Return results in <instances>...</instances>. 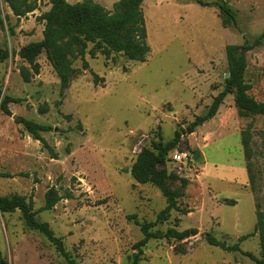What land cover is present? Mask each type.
<instances>
[{
    "label": "rangeland",
    "instance_id": "374dc122",
    "mask_svg": "<svg viewBox=\"0 0 264 264\" xmlns=\"http://www.w3.org/2000/svg\"><path fill=\"white\" fill-rule=\"evenodd\" d=\"M66 1L94 17L114 15L122 0ZM198 1L144 0L150 48L144 62L87 54L85 67L80 47L74 46L67 57L72 79L66 90L45 53L33 64L20 56L23 47L43 40L51 0H16L31 10L24 16L0 1V43L10 53L0 64V91L22 101L11 103L7 115L0 100V174L8 176L0 177V197L18 194L32 200L37 219L50 225L80 264L132 262L143 234L128 216L155 222L167 202L156 185L138 184L129 168L160 138L171 141L209 110L226 86V48L253 43L264 31V0H224L237 14L230 26L217 8ZM246 59L249 95L264 103V46ZM23 68L31 73L29 83ZM21 119L52 127L41 135L57 159ZM246 131L250 160L243 147ZM164 169L175 176L167 188L176 194L178 208L152 231L174 228L187 238L151 240L140 264H257L210 246L207 233L229 245L251 235L241 249L263 259L255 225L258 205L264 209V116L241 117L233 90L214 119L182 136ZM49 190L63 199L42 211ZM0 250L10 264H67L45 236L27 227L20 211L0 213Z\"/></svg>",
    "mask_w": 264,
    "mask_h": 264
},
{
    "label": "trees",
    "instance_id": "16d2710c",
    "mask_svg": "<svg viewBox=\"0 0 264 264\" xmlns=\"http://www.w3.org/2000/svg\"><path fill=\"white\" fill-rule=\"evenodd\" d=\"M2 1V0H0ZM8 3L14 13L18 16H24L31 11L29 8H21L16 4V0H3ZM144 0H122L116 7L114 15H101L90 17L85 15L80 8L70 4L66 0H51L52 8L46 15V26L44 38L40 42L31 43L23 47L20 56L26 62L33 64L43 53L46 54L49 62L54 68L61 87L66 90L72 79V68L67 62V57L72 53L74 46L80 47L78 54L83 61V65L88 67L86 55L92 58L102 54L107 60H116V57L122 56L129 61L144 62L150 52L147 44V32L145 18L141 13ZM198 4L203 7L217 8L223 17L225 25L230 26L237 22V14L224 1L207 2L199 0ZM92 48L87 52L88 46ZM264 46V31L253 43L246 42L243 45H230L226 48L228 61V78L225 79V89L221 91L213 100L209 110L187 126L184 130L176 131L174 138L169 142H159L154 144L152 150H145L138 155L135 163L132 165L131 175L133 179L141 185H156L166 198V207L159 212L155 222H141L136 214L129 215L128 219L138 225L143 234V239L136 245L137 253L130 264H140L144 254V247L153 239L165 238L167 240H184L187 235L181 234L174 228L168 229L164 234L153 232L152 229L158 223L169 219L172 211L178 208L176 194L167 188V182L174 179L175 176L169 175L164 169L170 152L179 146L182 136L192 134L197 128L211 121L216 117L218 111L225 101L226 97L234 90L235 104L241 117L264 116V103L258 102L249 95L252 86L245 81L247 69L246 55L258 47ZM10 53L1 47L0 43V64L9 59ZM24 81L31 82V73L23 68L21 72ZM95 81H100L95 75ZM1 110L10 115L9 105L11 103H21L20 99L3 97L0 91ZM43 113L48 112V106L45 105ZM26 131L31 137L39 141L49 152L52 159H57V154L49 145L41 133L50 132L52 127L40 125L38 123L21 119ZM244 154L247 160L251 159L249 132L243 134ZM0 177H8L0 174ZM63 199L49 190L45 195V205L42 211H51ZM228 205H236L234 200H226ZM20 211L27 227L33 231L39 232L56 248L59 254L64 258L67 264H80L65 249L61 238L56 237L46 222L37 219L36 212L33 211V201H27L25 196L15 194L11 197H0V213L11 214ZM255 233L258 234L262 249L263 259L257 258L250 252L241 249V243L248 240L251 235L242 236L239 241L229 245L225 241L219 240L214 234L207 233L206 241L210 246L218 247L225 252H238L250 258L257 264H264V209L258 205L256 215ZM0 264H10L0 250Z\"/></svg>",
    "mask_w": 264,
    "mask_h": 264
},
{
    "label": "water",
    "instance_id": "95a60500",
    "mask_svg": "<svg viewBox=\"0 0 264 264\" xmlns=\"http://www.w3.org/2000/svg\"><path fill=\"white\" fill-rule=\"evenodd\" d=\"M229 76V73L226 75V77L228 78ZM16 118V117H15ZM199 156V150H197L194 154V159H196L197 157ZM132 172V168H129V173L131 174Z\"/></svg>",
    "mask_w": 264,
    "mask_h": 264
},
{
    "label": "built area",
    "instance_id": "2783aa9c",
    "mask_svg": "<svg viewBox=\"0 0 264 264\" xmlns=\"http://www.w3.org/2000/svg\"><path fill=\"white\" fill-rule=\"evenodd\" d=\"M180 158H188V156H187V154H182L181 156H180Z\"/></svg>",
    "mask_w": 264,
    "mask_h": 264
}]
</instances>
